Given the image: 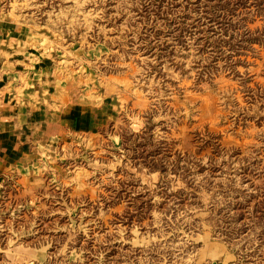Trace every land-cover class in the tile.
Returning <instances> with one entry per match:
<instances>
[{"label": "rangeland", "instance_id": "374dc122", "mask_svg": "<svg viewBox=\"0 0 264 264\" xmlns=\"http://www.w3.org/2000/svg\"><path fill=\"white\" fill-rule=\"evenodd\" d=\"M253 2L0 0L73 70L115 76L141 121L72 158V202L18 200L4 180L0 206L26 208L28 234L42 236V260L25 264H264V0Z\"/></svg>", "mask_w": 264, "mask_h": 264}, {"label": "crops", "instance_id": "0c3cea01", "mask_svg": "<svg viewBox=\"0 0 264 264\" xmlns=\"http://www.w3.org/2000/svg\"><path fill=\"white\" fill-rule=\"evenodd\" d=\"M56 45L50 33L0 13V189L12 178L17 199L38 205L55 191L72 202L78 179L72 158L84 161L104 143L119 145L120 123L141 125L124 109L115 76H84ZM25 210L16 215L9 202L0 206V264L42 260L39 227L28 234Z\"/></svg>", "mask_w": 264, "mask_h": 264}, {"label": "trees", "instance_id": "16d2710c", "mask_svg": "<svg viewBox=\"0 0 264 264\" xmlns=\"http://www.w3.org/2000/svg\"><path fill=\"white\" fill-rule=\"evenodd\" d=\"M253 4L256 5V6L258 7V6L261 5V2H260V0H254ZM221 8L224 9L225 11H228V12L230 13L231 11L228 10V9H229V8H232V7H221ZM255 8H256V7H255ZM225 18H226V17H225ZM224 22H225V24H226L227 26H226L225 29H223V31L226 32V31H227V27H228L229 25H231V24H230V20L227 19V18H226V20H225ZM217 24L219 25L220 23H217ZM231 37H232V35H231Z\"/></svg>", "mask_w": 264, "mask_h": 264}]
</instances>
